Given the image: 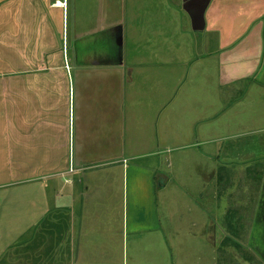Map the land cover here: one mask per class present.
Segmentation results:
<instances>
[{"label": "crops", "instance_id": "1", "mask_svg": "<svg viewBox=\"0 0 264 264\" xmlns=\"http://www.w3.org/2000/svg\"><path fill=\"white\" fill-rule=\"evenodd\" d=\"M153 1L173 6V23L165 18L168 6L150 17L132 5L125 31L123 22L108 23L101 14L93 15L96 25L86 28L87 16L75 18L69 0H0V144L5 156L15 159L9 162L24 166L22 175L15 169L17 178L2 181L8 174L4 164L0 189L31 181L37 192L42 188L55 197L38 231L19 242L17 264H70L83 257V251H72L74 203L86 199L79 207L80 242L88 208L98 209L87 201L96 202L101 193L118 194L120 165L125 169L127 161L157 156L153 149L169 141V148H183L185 115L191 116L188 130L195 128L196 145L215 141L219 126L224 139H234L244 116L234 109L244 105L249 92L264 94V0ZM71 19L81 22H75L74 32ZM193 34L203 35L200 44L209 48L204 61L190 59ZM72 38L78 46L71 45ZM108 50L115 60L98 59ZM187 63L201 68L199 75L185 73ZM210 65L215 68L206 71ZM185 84L193 85L192 92H185ZM200 90L209 105L198 98ZM190 98L193 106L185 110ZM31 167L52 173L25 176L24 169ZM215 175L203 185L208 198L215 196ZM260 175L250 238L264 259V165ZM164 177L167 185L171 179ZM54 179L63 181L54 184ZM38 244L42 247L35 252Z\"/></svg>", "mask_w": 264, "mask_h": 264}, {"label": "rangeland", "instance_id": "2", "mask_svg": "<svg viewBox=\"0 0 264 264\" xmlns=\"http://www.w3.org/2000/svg\"><path fill=\"white\" fill-rule=\"evenodd\" d=\"M69 1L71 14L74 16L76 14L77 17L81 14L87 16L86 28L96 25L93 15L101 14V19L107 20L108 23L123 22L125 31L128 29V15L132 5L142 7V13L145 11L151 14L150 17L157 12H163L164 7L168 6L159 1L155 3L153 0ZM172 7L168 6L165 17L169 24L172 22L171 19H174L171 15L174 14ZM75 22L76 25L81 23L79 20L71 19L73 32L77 28ZM148 25L150 29L152 26ZM153 28L155 29L154 25ZM167 28L164 30L168 33L170 30ZM174 32L173 29L170 36L175 37ZM192 37L195 44L189 52L190 59L204 61L209 48L200 44L203 35L193 34ZM88 42L90 41L87 40ZM70 43L72 46L79 45L73 38ZM97 43L101 41L97 40ZM92 44L95 42L89 45ZM103 54L99 55L98 59L115 60L114 51L108 50V53ZM185 56H188L186 52ZM190 66L191 63L184 64L185 73L199 75L201 68L194 66L193 69V66ZM213 68L215 65L204 67L206 71ZM192 86L185 84V92L188 90L192 92ZM204 96L200 90L198 98L209 105ZM202 100H199L200 106H203ZM188 105L193 106L191 98L185 100V110ZM204 109L209 110V106ZM213 109L219 110V105L215 104ZM234 110L242 111L244 115L241 128L234 139H224L226 135L224 136L222 126H219L213 137L215 141L196 145L195 128L188 130L191 116L185 115L183 123L186 132L183 148L177 151L169 148L171 146L169 141L168 144L153 149L157 156L134 162L127 161L124 163L125 169L120 165L116 170L118 178L115 179L117 182L115 190H119L118 194L108 198L101 193L96 202L87 201V205L98 209L96 212H89L91 208H88L86 213L88 222H85V229L80 233V242L77 239L78 221L83 215L81 212L83 209L79 207L82 208L86 199L82 200V204L80 200L74 203L77 212L72 232V251L73 249L75 253L83 251L84 256L69 263L264 264L263 254L250 238L252 215L257 205L261 183L260 166L264 165V132L257 130L264 128L263 92H249L244 105ZM222 121L223 117L218 118L214 122V127ZM175 140L173 142L178 143ZM244 144L248 147L245 148ZM5 150L0 144V171H3L4 164L8 168L5 170L8 174L2 181L17 178V172L22 175L20 170L24 168L21 164L9 162H15V159L7 158ZM32 172L43 175L51 174L52 170L47 169L44 173L31 167L30 170L24 169L23 173L27 176ZM212 172L216 174L213 186L215 196L209 195L208 198L204 195L203 185ZM166 175L171 179L167 185L164 177ZM62 181L54 179L53 183ZM211 187L210 184V189ZM35 188H38L37 184L27 181L23 187L13 183L0 189V264H17L16 249L21 246L18 245L19 242L29 240L33 233L38 231L40 222L50 209L51 204L48 202L52 203L54 195L50 197L43 191L45 189L41 188V192H37ZM54 188H51L52 192ZM199 191L200 195L195 203L193 199ZM68 197L63 196L64 199ZM60 200L59 203L64 205L65 202ZM227 238L231 242L226 241ZM231 243L237 244L238 247ZM29 246L31 247V243ZM40 247L42 244L36 246L35 252H39ZM30 251L31 248L29 251L25 250L24 255H29ZM26 261L27 259L24 260ZM64 262L61 260L57 264H67V261Z\"/></svg>", "mask_w": 264, "mask_h": 264}, {"label": "trees", "instance_id": "3", "mask_svg": "<svg viewBox=\"0 0 264 264\" xmlns=\"http://www.w3.org/2000/svg\"><path fill=\"white\" fill-rule=\"evenodd\" d=\"M220 177H221V176H219V178H220ZM226 241H228V242L230 241V242H231V240H230V239H228V238L226 239ZM231 244H233V246H235V247H238V245H237V244H235V243H231Z\"/></svg>", "mask_w": 264, "mask_h": 264}]
</instances>
